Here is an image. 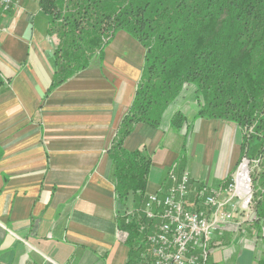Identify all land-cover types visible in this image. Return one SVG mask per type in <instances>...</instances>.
Returning <instances> with one entry per match:
<instances>
[{"label": "crops", "instance_id": "crops-1", "mask_svg": "<svg viewBox=\"0 0 264 264\" xmlns=\"http://www.w3.org/2000/svg\"><path fill=\"white\" fill-rule=\"evenodd\" d=\"M34 2L36 12L27 11ZM13 4L0 13V264H127L107 150L133 102L145 52L118 32L101 58L49 92L58 41L48 36L37 0ZM195 102L188 88L158 129L136 124L124 139L126 151L143 147L151 158L147 196L165 191L168 171L180 169L184 130L170 124L178 111L191 131L190 196L200 186L221 187L236 171L239 129L196 118ZM242 221L211 237L208 264H256L263 244Z\"/></svg>", "mask_w": 264, "mask_h": 264}, {"label": "trees", "instance_id": "trees-1", "mask_svg": "<svg viewBox=\"0 0 264 264\" xmlns=\"http://www.w3.org/2000/svg\"><path fill=\"white\" fill-rule=\"evenodd\" d=\"M37 6L46 16L48 36L58 41L49 92L101 58L118 32L145 52L133 102L107 150L127 264L148 257L152 227L142 211L151 158L143 147L126 151L124 139L136 124L158 129L166 108L188 88L195 94L196 118L239 129L236 169L243 159L248 162L251 223L263 244L256 264H264V0H37ZM170 124L177 133L184 130L179 176L191 131L179 111ZM199 191L208 193L202 186Z\"/></svg>", "mask_w": 264, "mask_h": 264}, {"label": "built area", "instance_id": "built-area-1", "mask_svg": "<svg viewBox=\"0 0 264 264\" xmlns=\"http://www.w3.org/2000/svg\"><path fill=\"white\" fill-rule=\"evenodd\" d=\"M13 6V0H0V13H9ZM247 164L243 159L221 187L207 194L196 191L194 198L190 196L188 172L184 170L178 176L174 169L169 170L170 185L161 194L147 196L142 211L151 223L152 234L147 237L148 257L138 264H208L211 237L251 211L253 195Z\"/></svg>", "mask_w": 264, "mask_h": 264}, {"label": "rangeland", "instance_id": "rangeland-1", "mask_svg": "<svg viewBox=\"0 0 264 264\" xmlns=\"http://www.w3.org/2000/svg\"><path fill=\"white\" fill-rule=\"evenodd\" d=\"M33 1H35V0H31V2L33 3ZM35 2H34V6L32 7V8H29V9H27V11H31V10H33V12H36L35 10ZM196 105V104H195ZM239 131V130H238ZM238 134H236V136H237V140H241V137H240V132H237ZM240 164V163H239ZM239 164H238V168L240 167L239 166ZM247 166H248V164H247ZM248 168H249V166H248ZM237 170V169H236ZM252 215H253V209H252V206H251V211L249 212V213H247L246 214V216L245 217H243V218H241L243 221H242V224L243 223H247V224H250L249 226H247L245 229H246V231H247V234H249V233H251L252 235H254L255 233L257 234V231H256V229L255 228H253V224H251V217H252ZM263 230H264V228H263ZM257 236V235H256ZM257 240V243L258 244H260L261 243V241H259L258 239H256ZM261 245V244H260Z\"/></svg>", "mask_w": 264, "mask_h": 264}, {"label": "bare ground", "instance_id": "bare-ground-1", "mask_svg": "<svg viewBox=\"0 0 264 264\" xmlns=\"http://www.w3.org/2000/svg\"><path fill=\"white\" fill-rule=\"evenodd\" d=\"M241 170H242V172H243L242 175H244V174H245V170H246L245 166H243Z\"/></svg>", "mask_w": 264, "mask_h": 264}]
</instances>
